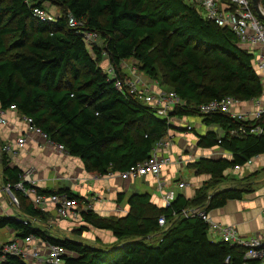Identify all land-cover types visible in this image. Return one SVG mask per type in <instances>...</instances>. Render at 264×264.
Masks as SVG:
<instances>
[{"label":"trees","instance_id":"obj_1","mask_svg":"<svg viewBox=\"0 0 264 264\" xmlns=\"http://www.w3.org/2000/svg\"><path fill=\"white\" fill-rule=\"evenodd\" d=\"M49 2L59 8L53 12L55 20L33 14L35 7L45 9ZM69 12L82 21L83 29L97 32L100 44L87 49L82 34L67 24ZM128 59L183 102L174 116H198L221 132L207 130L199 135L197 146L218 147L230 157H201L190 163L196 175L209 178L192 197L178 193L168 206H156L148 193H133L123 216L81 211L79 235L91 227L115 238L112 243H88L50 234V221L64 219L36 207L13 188L23 171L1 151L5 143L0 140V187L9 185L18 201L16 209L0 212V228L10 227L17 239L32 235L61 245L62 264H260L261 260L245 259L241 245L211 239L197 214H183L196 207L208 212L229 199H240L249 191L246 187L220 183L230 168L264 150V118L240 122L220 112H197L199 104L210 100L230 96L248 101L263 94L254 56L238 45L234 32L202 18L196 4L186 0H0V105L14 104L18 113L32 117L93 176L124 172L142 162L174 127L150 106L118 90L105 73L110 65L123 77ZM239 125H259L262 133L230 134ZM34 187L42 194L66 192L79 204H88L84 196L63 187ZM160 216L163 226L158 224ZM0 264L27 262L8 254Z\"/></svg>","mask_w":264,"mask_h":264},{"label":"built area","instance_id":"obj_2","mask_svg":"<svg viewBox=\"0 0 264 264\" xmlns=\"http://www.w3.org/2000/svg\"><path fill=\"white\" fill-rule=\"evenodd\" d=\"M190 3H195L200 16L208 21L215 23L218 26L227 27L234 32L238 39V45L247 49L254 56L255 65L258 72L261 74L262 83L264 85V20L260 19L254 11L251 0H186ZM264 2V0H261ZM199 8L203 11L201 13ZM33 14L41 20L53 21L56 15L43 8L35 7ZM67 24L73 29H77L83 37V40L90 50L99 40V35L93 30L83 29L81 20L75 18L72 13H67ZM259 46L256 51V47ZM105 73L109 78L114 80V86L120 90L133 95L139 102L150 106L155 114L167 123H173V115L177 107L182 106L183 102L179 100L172 90H155L149 88V83L145 81L136 67L133 65L130 74L118 77L112 66L108 65ZM251 106L250 109H245V104ZM197 112L200 115H207L213 112H220L228 115L231 119L240 122L255 121L264 118V90L263 94L251 98L248 101H241L230 96H225L219 100H210L203 102L197 107ZM11 116V118H10ZM181 119V117H178ZM11 119L19 121L22 127L20 134L12 143L5 144L1 151L6 152L10 158H13L26 145L27 136L35 134L41 137L46 143L56 147L59 151H65L61 144H57L50 140L46 133L38 127L32 117L18 113L14 104L4 108L0 105V126H8L11 124ZM191 125L186 124L185 130L190 131ZM262 129L259 125L245 127L239 125L235 129L230 130L233 135L260 134ZM220 142V140H218ZM168 135L166 138L158 141L153 147L150 155L142 162L130 166L124 172H119L118 175L122 179H134L144 175H153L158 177L169 165L174 161H181L180 155L173 160V156L167 149L170 147ZM218 149V147H217ZM165 150V151H164ZM264 158V150L259 154L247 159L243 165H234L230 170L239 171L250 166L255 160ZM188 159H193L189 156ZM28 183L30 186H26ZM178 187H184V182H179ZM34 182L30 177L28 169L22 175L21 181L16 183L13 188L21 191L25 196H28L36 207L46 208L52 207L56 216L59 218H68L78 220L81 211L90 209V204L80 205L76 198H71L66 192L59 194H42L38 193L34 187ZM162 183L158 181V187L161 188ZM3 194L6 197L7 206L16 209L18 206L17 199L10 191L9 185L0 187V197ZM176 197L174 189H168L163 192L162 198L164 206H168ZM5 211V210H4ZM187 214H197L205 221L208 227L209 234L217 233L220 240L236 243L245 248V259L264 258V240L251 237L242 238L236 233V230L231 225L220 224L215 222L204 209L200 207L191 208L183 212ZM261 215L264 217V207L261 209ZM79 221V220H78ZM26 222V221H24ZM75 222V221H74ZM158 224L163 226L165 219L163 216L158 218ZM16 255L27 264H62L65 250L61 245H52L32 235L22 239H17L13 236L12 239L6 242H0V261L6 255ZM228 260V257L226 258Z\"/></svg>","mask_w":264,"mask_h":264},{"label":"crops","instance_id":"obj_3","mask_svg":"<svg viewBox=\"0 0 264 264\" xmlns=\"http://www.w3.org/2000/svg\"><path fill=\"white\" fill-rule=\"evenodd\" d=\"M125 62H123L122 72L128 75L133 64L131 61L132 65ZM150 80L152 83H148L152 91L161 90L156 80ZM243 108L250 109L251 106L247 103ZM171 124L174 127L173 130L168 131L171 144L167 151L174 157L173 160H176L175 158L180 155L181 161H174L158 177L144 175L134 179H122L118 173H110L106 176L90 175L83 169L78 158L70 156L66 151L57 150L56 147L46 143L35 134L27 136L25 147L11 159L12 163L21 168L23 173L28 169L30 170V177L35 186L47 189H58L60 187L69 189L74 194L84 196L90 204V209L97 214L120 217L126 214L128 210L127 200L133 193H148L151 202L158 207L164 206L162 198V194L165 192L164 188L167 190L168 188L174 189L176 195L181 193L186 198L192 197L195 189L209 176L206 174L196 175L193 171L196 176L191 181L193 188L185 192L189 184L182 181L183 179L176 176V174L180 173L184 167L191 168L190 163L201 157H230L229 153L222 151L220 148L197 146L199 135L204 134L209 129H216L214 126L205 125L198 116H186L181 117V119L174 117ZM186 124L192 126L190 131L185 130ZM21 130L20 122L11 119L10 125L0 127V140L4 141L5 144L12 143ZM216 131H218V134L221 133L217 129ZM189 156H192L193 159H188ZM263 167L264 158H261L255 160L250 166L236 171L241 173V178L255 173L251 178L241 179L236 185L246 187L249 191L243 193L240 199H229L223 206L213 208L207 212L215 222L234 227L238 236L242 238L257 237L264 240V217L261 215V209L264 207V170L261 169ZM191 169L193 170V168ZM176 177L180 178L174 182ZM158 181L162 183L161 188L158 187ZM142 182L147 183V186L143 185ZM170 182H173L177 189L171 188ZM179 182H184L186 185L178 187ZM0 199V212L5 210V213H7L5 209L7 201L3 200L4 197H0ZM82 204L84 203H80V205ZM48 212L52 215L51 209ZM78 220L80 219L78 218ZM78 220L57 219L56 223L60 233H64L65 237L86 239L88 243L94 242L96 239L102 243L114 242L115 238L110 232L91 227L79 236L73 235L75 232L77 233L79 226L82 225L81 221ZM9 231L13 234L12 229ZM90 235L93 236L92 239L94 240H91ZM210 237L213 240H220L217 233H211ZM260 264H264V258Z\"/></svg>","mask_w":264,"mask_h":264},{"label":"rangeland","instance_id":"obj_4","mask_svg":"<svg viewBox=\"0 0 264 264\" xmlns=\"http://www.w3.org/2000/svg\"><path fill=\"white\" fill-rule=\"evenodd\" d=\"M45 9L47 10V11H51V12H58L59 11V8L55 5V4H52V3H45ZM199 11L201 12V13H203V11L199 8ZM98 44H100V41L98 40ZM259 46H260V44L256 47V51L258 50V48H259ZM88 49V48H87ZM132 62V64L134 63V61H132V60H130V59H128V60H126V64H129V65H132L131 64V62ZM107 65V59H106V56H104V64H103V68L105 67ZM124 71H125V69H124ZM139 74H141V76H142V78L145 80V81H147V82H149V83H152L151 82V80H150V78H148L147 76H145L144 74H142L141 72H139ZM155 83V82H154ZM158 87L161 89V90H163V91H167L168 90V88H167V86L166 85H163V84H161L160 82H158ZM220 134V133H219ZM246 169H248V168H246ZM262 170H264V167L263 168H261ZM261 170V171H262ZM176 176H180L183 180L182 181H185L186 183H188L189 184V186H188V189H186L185 190V192H187V190H192V188H193V185H191L192 183H191V181L193 180V178L194 177H196L195 176V174L193 173V170L191 169V168H187V167H184L183 169H182V171L180 172V173H177L176 174ZM180 177H176L175 179H174V182H175V180H177L178 178H180ZM242 178H241V173L240 172H230V173H228L227 175H226V180H224L223 182H221L220 183V186H226V185H229V184H231V185H237L238 184V181H240ZM143 183V185H145V186H147V183H145V182H142ZM170 184H171V188H175V189H177V187H176V185H174V183L173 182H170ZM245 186H247V185H245ZM169 189V188H168ZM164 190L165 191H167V189L166 188H164ZM4 197V199L3 200H6V197L3 195V194H1V198H3ZM1 200V199H0ZM2 213H5V211L3 210L2 211ZM52 216H54V217H56V213L53 211L52 212ZM62 219H68V218H62ZM50 223L53 225V228H52V231L50 230L49 232H50V234L51 235H53L54 237H56V238H64L65 236H64V233H60V231H59V228H58V225H57V223L53 220V221H50ZM79 226V225H78ZM78 226H77V228H78ZM9 230H11V228L10 227H8V226H5V227H3V228H0V242H6V241H8V240H10V239H12L13 238V234L9 231ZM68 235H70V234H68ZM73 235H75V236H79V234L78 233H74ZM73 235H71V236H73ZM93 235V234H92ZM92 235H90V238H91V240H94V239H92L93 238V236ZM85 237H87V235H85ZM84 240H86V239H84ZM91 243H93V241L91 242ZM106 243H108V242H104V244H106Z\"/></svg>","mask_w":264,"mask_h":264},{"label":"water","instance_id":"obj_5","mask_svg":"<svg viewBox=\"0 0 264 264\" xmlns=\"http://www.w3.org/2000/svg\"><path fill=\"white\" fill-rule=\"evenodd\" d=\"M251 4L254 8V11L255 13L257 14V16L264 20V7L262 6L261 4V0H251ZM213 194L210 195V197L212 196Z\"/></svg>","mask_w":264,"mask_h":264},{"label":"bare ground","instance_id":"obj_6","mask_svg":"<svg viewBox=\"0 0 264 264\" xmlns=\"http://www.w3.org/2000/svg\"><path fill=\"white\" fill-rule=\"evenodd\" d=\"M40 209L43 210V211H45V212H48L49 209H51V212L54 211V209H53L52 207H46V208H41V207H40ZM48 213H49V212H48Z\"/></svg>","mask_w":264,"mask_h":264}]
</instances>
